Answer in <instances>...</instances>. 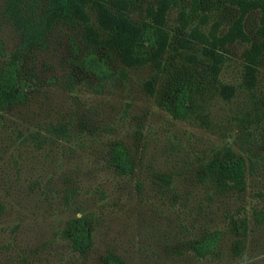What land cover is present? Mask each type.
<instances>
[{
	"label": "rangeland",
	"instance_id": "374dc122",
	"mask_svg": "<svg viewBox=\"0 0 264 264\" xmlns=\"http://www.w3.org/2000/svg\"><path fill=\"white\" fill-rule=\"evenodd\" d=\"M5 2L0 70L21 40ZM156 2L137 0L128 19L147 25ZM45 7L40 0L34 16ZM86 12L88 22L57 23L42 46L19 55L26 101L0 112V264H103L107 252L124 264H264V65L247 88L249 44L227 46L214 65L172 10L160 24L158 62L126 68L98 44L108 33L97 26L96 6ZM228 12L215 14L221 29L238 16ZM257 18L244 21L252 40ZM87 52L107 61L108 79L83 70ZM175 83L193 91L181 120L170 111ZM115 143L129 152L133 175L109 166ZM231 152L245 164L239 192L219 190L208 174ZM81 215L93 227L85 254L62 238L67 221ZM214 231L216 253L193 256L191 244Z\"/></svg>",
	"mask_w": 264,
	"mask_h": 264
},
{
	"label": "trees",
	"instance_id": "16d2710c",
	"mask_svg": "<svg viewBox=\"0 0 264 264\" xmlns=\"http://www.w3.org/2000/svg\"><path fill=\"white\" fill-rule=\"evenodd\" d=\"M40 0H6L5 15L20 31L19 51L4 63L0 70V112L22 104L26 95L19 89V55L43 44L44 38L57 23L74 21L88 22L86 12L90 3L96 6V21L99 29L108 33L98 44L117 53L120 62L126 68L140 67L158 62L165 48V41L160 24L172 10L181 16L182 32L189 29L190 35L203 45L204 56L212 60L214 65L220 61L219 52L236 42L249 44L245 53V79L247 88H254L255 71L264 65V0H157L155 9H148L152 20L147 25L134 24L127 13L137 0H44L46 7L41 16L35 15V7ZM187 3V6L185 5ZM238 13L225 29L215 14L224 8ZM252 13L258 15L256 37L251 39L245 31L244 21ZM211 23V25L208 24ZM152 24L158 27H152ZM97 40V39H96ZM145 52V53H144ZM0 56L4 53L0 47ZM85 72L98 81H104L111 75V70L104 58L97 57L94 52H87L82 62ZM213 70V66L211 67ZM171 114L174 118L185 119L193 105V91L180 83L172 85ZM230 97V92L227 94ZM109 166L118 176H131L134 164L127 149L115 143L109 150ZM245 164L241 157L235 159L234 152L227 154L223 162L213 161L209 164L208 174L219 190L241 191L244 187ZM224 188V189H223ZM92 222L86 215L74 217L67 221L62 232L71 251L85 254L92 248ZM221 235L214 231L205 234L190 246L193 256L203 259L214 255L217 251ZM103 264H124L117 255L107 252L102 258Z\"/></svg>",
	"mask_w": 264,
	"mask_h": 264
}]
</instances>
